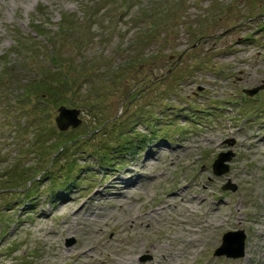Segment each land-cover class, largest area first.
I'll list each match as a JSON object with an SVG mask.
<instances>
[{"label":"rangeland","instance_id":"1","mask_svg":"<svg viewBox=\"0 0 264 264\" xmlns=\"http://www.w3.org/2000/svg\"><path fill=\"white\" fill-rule=\"evenodd\" d=\"M135 49L150 57L124 73ZM50 60L73 85L61 105L80 111L75 128L58 130L60 105L29 88ZM118 129L132 149L98 160L95 147L122 142ZM35 131L44 135L34 152ZM59 133L78 136L46 178ZM220 152H231L229 168L214 175ZM130 171L140 178L129 198L104 195ZM27 177L40 178L24 193ZM196 193L204 203H179ZM59 196L70 202L60 210ZM199 219L210 224L199 229ZM236 230L243 256H215ZM263 244L264 0H0V264H116L127 254L135 264H262Z\"/></svg>","mask_w":264,"mask_h":264},{"label":"trees","instance_id":"2","mask_svg":"<svg viewBox=\"0 0 264 264\" xmlns=\"http://www.w3.org/2000/svg\"><path fill=\"white\" fill-rule=\"evenodd\" d=\"M95 15H97V12L96 13H92L91 16H95ZM62 20L63 21H62L61 25L64 24L65 25L64 28H66L65 22H68L69 20L66 17H64ZM68 29H70L69 26H68ZM36 31H37V33L39 35L41 34V32H39L38 30H36ZM133 52H134L133 56H132V53H131L129 55V60H127L128 61V65H126V67H122L121 68L122 70H124V73H125V70L133 69V67H132V66H134L133 62L138 63L139 67L140 66L142 67L144 65V62L147 59H149V57H150V56L148 57V56H146L144 54H140L139 49H135V51H133ZM57 64L55 62H53V61L50 60L49 61V65L47 67L46 66H41V68H40V70L38 72L39 79L36 81V83H35L34 86H30L29 87V88H35V89L36 88H39V92L41 93L42 97L44 95H47V96H45L44 98L41 99L42 102L46 103L45 101L46 100H49L48 102H50V104H52L53 106H58V105H61V104H64V103H69V100H70L71 95H70V97L66 98L65 94H67L68 92H70L69 90H72L73 89V85L71 84V82H69L70 81L69 78L67 77V78L64 79L63 78L64 76L60 72V69H62V65L60 63H57ZM72 80L74 82V81L77 80V78H73ZM149 80H151V78H149ZM147 85H148V83H146L144 86H147ZM135 88H138L139 89V87H133L134 90H135ZM133 89H131V90H133ZM138 91H140V89ZM138 91L136 92V94L138 93ZM134 96H136V95H134ZM73 103L75 105V102H73ZM85 104H86L87 108H89L91 110H93V109L98 110L100 108L99 101H95V103H93L91 105H89L87 103H85ZM138 117H144V116H140V113H138ZM106 120L107 119H102V121L100 123H98L99 125H97L96 127H94V129L101 128L103 125L106 124L105 123ZM110 121H108V122H110L109 125H113L112 129L115 128L118 125V119H116V117L115 118H111ZM116 133H117L118 138L121 139L122 142H119L116 139L117 141L114 142L115 143L114 146H111V145H102L101 144V145H98L97 147H95V150L99 152V154L97 156H98V158L100 157V159H98V160H101L104 163H107V160L106 159L109 156L108 154L111 153L110 152L111 149H114V150H117V149L118 150H122V149H124V150H127V149L128 150H131L132 149L131 148L132 147V142L134 140L131 139L130 137H128L127 134L124 133L120 129H118L116 131ZM87 134H89V132H86L85 133V135H87ZM43 135L44 134H43L42 131H37V133L35 131L34 136H33V140L30 143L31 146L32 145L34 146L33 147L34 152L37 150V148H39L38 145L40 143H38L39 141H37L38 138H40V137L42 138ZM59 135L61 137L58 136V138H56V141L55 142L57 144H56L55 150L51 152V159L47 162L48 164L47 165L45 164V167L42 168V172H44L43 173V175H44L43 177L48 178L50 176V174L48 172L52 169V163H53L55 157L56 156L59 157L61 154L62 155H65L66 153H68L67 151H69V147L67 146V144L69 143L70 140H75V138H77V136H78L77 135V136H75L73 138L72 137L71 138L65 137V138L62 139L63 134H60L59 133ZM89 136L90 135H88V137ZM40 154L43 156V151H41L39 153V155ZM72 169H73L72 167H69L67 169V171H70ZM24 172L25 171H22L23 174H24ZM18 176H20L18 180H22L23 179V182L26 180V178H24V175H22L21 173L18 174ZM12 177L13 176L10 175L9 180ZM27 179L29 181V180L32 179V177H27ZM37 180L35 181V178H33L29 182V184L27 185V187L23 185L22 187L25 190L24 193H27L29 191V189L31 188V184L32 183H37ZM7 182H9V181H7ZM30 197H31V194H30Z\"/></svg>","mask_w":264,"mask_h":264},{"label":"water","instance_id":"3","mask_svg":"<svg viewBox=\"0 0 264 264\" xmlns=\"http://www.w3.org/2000/svg\"><path fill=\"white\" fill-rule=\"evenodd\" d=\"M257 91V88L248 89L245 92L247 94H253ZM57 115L55 117V125L58 130L64 131L68 127L75 128L81 123V119L78 117L80 111L77 108L66 107L60 105L57 108ZM231 152H220L217 154L216 159L213 161L212 172L214 175H222L228 171V161L231 159ZM224 189L235 188L229 184L223 186ZM222 244L215 250V256L225 255L226 257L237 258L242 257L244 252V234L242 230L227 231L222 234ZM73 240H68V244Z\"/></svg>","mask_w":264,"mask_h":264},{"label":"bare ground","instance_id":"4","mask_svg":"<svg viewBox=\"0 0 264 264\" xmlns=\"http://www.w3.org/2000/svg\"><path fill=\"white\" fill-rule=\"evenodd\" d=\"M207 141H211L210 138L207 139ZM160 147V146H159ZM165 148V147H164ZM163 147H160V151H163L164 150ZM156 154H154V152L152 151L151 152V155L149 158H153ZM164 155V154H162ZM149 156V155H147ZM132 169V168H131ZM129 171V170H128ZM130 175H126V176H116L114 177L113 182H112V185H111V189L107 190L106 193L104 195H107V193L111 192L112 190H114L115 192H117V195H119L121 197V201H124L125 199L129 198L133 193L134 191L137 189V186H138V180L140 178V176H137V177H134L136 174H131V171L129 172ZM187 186V185H185ZM98 189V188H97ZM98 192V191H97ZM95 192V193H97ZM99 195H102V194H99ZM103 195V196H104ZM90 197V196H89ZM179 198V203L185 207L188 211L191 210L194 206L192 205H197V202L196 200L199 201L200 204L204 203V200L205 198L204 197H199L198 194H192L189 196H186V194H179V196H177ZM66 198H62L61 196L57 197V203L60 207H58L60 210L61 208H63V206H68L70 204V202H67V200H65ZM103 200H107V199H104ZM109 201H112L110 198L108 199ZM116 201V202H115ZM120 202V200H114L113 201V204H116ZM54 205L57 207V204L54 202ZM163 207H165V205H161V209H163ZM219 207H221L220 203L218 202L217 204L215 203V205H211L209 206V208L207 209V211L210 213V215H213L215 212L214 210H217ZM82 208V206H80L78 209H76L74 211L75 214L78 213V211ZM153 212L154 211H157V209L153 208L152 210ZM44 214H47L46 212H44ZM93 217H96L98 215H96V212L94 211L93 214H92ZM208 224H210L208 221H205V220H196L195 221V226H198L199 229L200 228H207ZM187 230H189V228H187ZM193 230V233H196V229H191L189 231H192ZM50 233V232H49ZM187 243H191V241H188ZM264 245V244H263ZM97 246V245H96ZM96 246H92L91 248L83 251L81 254L77 255L76 257H82L84 255H86L89 250H92V249H95ZM129 254H127L123 259H115L114 261H116V264H135V261L133 257H128ZM264 263V261H263ZM262 263V264H263Z\"/></svg>","mask_w":264,"mask_h":264}]
</instances>
